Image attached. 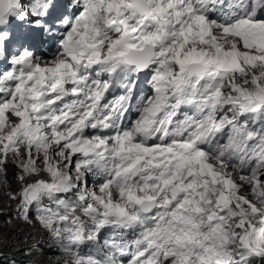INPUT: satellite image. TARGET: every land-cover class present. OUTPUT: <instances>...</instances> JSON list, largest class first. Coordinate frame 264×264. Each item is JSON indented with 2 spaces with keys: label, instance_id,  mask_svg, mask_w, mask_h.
<instances>
[{
  "label": "clouds",
  "instance_id": "9594fccd",
  "mask_svg": "<svg viewBox=\"0 0 264 264\" xmlns=\"http://www.w3.org/2000/svg\"><path fill=\"white\" fill-rule=\"evenodd\" d=\"M0 223V264H264V0H0Z\"/></svg>",
  "mask_w": 264,
  "mask_h": 264
},
{
  "label": "trees",
  "instance_id": "16d2710c",
  "mask_svg": "<svg viewBox=\"0 0 264 264\" xmlns=\"http://www.w3.org/2000/svg\"><path fill=\"white\" fill-rule=\"evenodd\" d=\"M14 171H13V169H10L9 170V174H12ZM15 177V174H13V175H9L8 176V179L9 180H11L12 181V179ZM18 179L17 178H15V180L11 183V186H18ZM22 226H27L28 228H30L29 226V224H27V223H25V222H23V224H22ZM24 229V228H23ZM25 230V229H24ZM7 232H9L8 231V228H6V224H3V223H0V235H2V237L3 238H5L6 237V233ZM11 234H13L14 236H13V238L15 239V238H18L19 239V236H20V234H21V231L20 230H18V228L17 227H14L13 228V230H12V233ZM8 242H10V241H8ZM0 246H2L3 248H5V247H9V246H11V245H9L8 243H4V242H1L0 243Z\"/></svg>",
  "mask_w": 264,
  "mask_h": 264
},
{
  "label": "rangeland",
  "instance_id": "374dc122",
  "mask_svg": "<svg viewBox=\"0 0 264 264\" xmlns=\"http://www.w3.org/2000/svg\"><path fill=\"white\" fill-rule=\"evenodd\" d=\"M13 160H17V159H15V158H13ZM25 160V159H24ZM26 161V160H25ZM23 164L21 163V164H18V167L19 168H23ZM36 166V163H35V161L33 160V158H31V157H29L28 158V160H27V165L26 166H24V170H27V171H32L33 170V168L32 167H35ZM4 203L5 202H2V205H4Z\"/></svg>",
  "mask_w": 264,
  "mask_h": 264
}]
</instances>
